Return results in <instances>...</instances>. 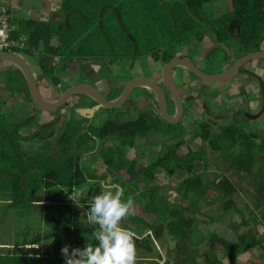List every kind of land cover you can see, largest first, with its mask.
Here are the masks:
<instances>
[{
	"label": "trees",
	"instance_id": "obj_1",
	"mask_svg": "<svg viewBox=\"0 0 264 264\" xmlns=\"http://www.w3.org/2000/svg\"><path fill=\"white\" fill-rule=\"evenodd\" d=\"M215 1L61 0L59 11L63 18L57 27L48 22L21 21L17 24L19 34L27 39L26 49L20 54L34 58L41 74L51 77L56 85L58 80L53 76L52 67L55 56L59 57L58 73L64 71L73 59L99 62L106 66L146 56L154 61L168 62L185 46L193 48L189 47L188 52H195L206 31L212 32L214 42L226 48L216 49L223 53V57H218L219 62L228 61L229 52L239 58L255 50L254 45L260 43L264 32V0H229L231 9L228 13L212 21L201 19L204 6ZM231 20L238 25L233 31L227 26ZM231 33L235 35L233 41L229 40ZM52 39L58 43L55 48L50 47ZM150 42L153 43L150 49L142 48ZM156 42L160 45L157 46ZM208 57L210 59L213 55ZM6 74L13 83L12 89H16L12 97L24 93L27 101L31 102L20 72L11 65ZM34 118L32 114L23 121L10 124L9 117L0 116V191L7 193L8 198L3 211H25V220L37 217L39 222H43L44 231L34 232L29 226L24 228L20 234L22 238L13 241L5 253L0 252V264H65L61 254L65 245L71 246L70 251L84 249L88 243L98 246L92 235L98 225L88 223V205L101 192L100 182L112 176L113 184H117L120 172L129 176L123 191L124 200L131 196L134 204L142 205L143 212L154 219L150 224L132 214L121 223V227L134 234L135 264H159L162 259L159 249L165 233L171 236L174 246L166 251L167 259L163 264H201L199 259L203 264H220L213 250L208 249L201 254L197 251L205 241L197 228V216L203 215L201 206L214 203H220L221 213L215 218L209 216V222H222L229 212L241 214L233 200L236 187L223 172L253 174L256 153H264L263 138L246 134L235 124L221 126L214 133L211 125L198 123L189 139L200 140L201 147L197 151L200 158L193 155L178 157L177 150L189 140V133L180 123L168 124L153 113L140 114L135 120L120 123L106 120L93 134L100 141L112 139L116 143L113 150L101 152L105 173L95 177L89 168H83L78 163L79 154L87 149L81 147L85 136L73 120H63L60 131L49 143V130L55 123L52 119L36 122ZM154 132L162 134L164 142L173 145L154 161L139 166L136 159L127 157V150L130 145L134 147L137 140L143 141ZM25 142L37 145L32 155L22 149L21 144ZM208 152L222 159L227 167L223 171L214 161L215 170L221 173L215 174L206 184L203 172L209 170ZM199 161L203 163L201 173L195 168V163ZM164 170L177 177L176 188L183 191L187 199L185 204L170 205L161 194L164 188L154 181L157 174ZM139 174L149 182L142 188L138 187ZM90 182L85 197L80 200L81 207L71 205L69 199H63L60 194L61 189L72 190ZM202 186L215 193L211 201H207V192L199 195ZM191 194L193 198H189ZM260 194L264 196V190H260ZM250 218H253L251 222L256 228L238 235L233 243H224L226 250L236 247L264 254V237L257 229L264 223V210L260 218L254 214ZM242 224L247 223L243 220ZM133 225L144 226L146 230L134 231ZM27 235L29 238L24 237ZM211 241L213 238L210 237L207 242ZM184 249L194 250V257L188 258ZM170 254L171 258L175 256L174 261L169 258Z\"/></svg>",
	"mask_w": 264,
	"mask_h": 264
},
{
	"label": "rangeland",
	"instance_id": "obj_2",
	"mask_svg": "<svg viewBox=\"0 0 264 264\" xmlns=\"http://www.w3.org/2000/svg\"><path fill=\"white\" fill-rule=\"evenodd\" d=\"M231 9L230 2L229 0H217L213 3L206 4L204 6V13L202 17H200L203 20H213L216 19L226 13H228ZM11 18L14 20V15L11 13ZM202 20V21H203ZM264 36V32H263ZM212 43V37L206 36L202 43H199L197 45V48L195 52L196 59H198L200 62V58L202 57L203 53L206 52V50L210 47ZM153 43H147L142 47L143 49H150ZM195 44V43H193ZM156 45H160L159 42H156ZM190 47V46H189ZM187 46V48L189 49ZM193 49L192 47H190ZM186 49V47H185ZM185 51V50H184ZM184 51H182V54H184ZM217 53V57L215 60L218 62V57L220 58L223 54L219 51H215ZM23 59L28 63L29 67L34 71L37 72L36 70V63L34 58H29L24 55H22ZM228 58V57H227ZM141 60L137 61L136 59L135 63H132L130 66L128 60H123L119 63H115L112 66H108V69H102L98 74L94 76L93 69H90V71H87L88 75L86 76L87 78L82 77L83 72L82 69L79 72V77H82L83 81H87L89 84L95 86L96 88H99L104 92V94L107 95V98L110 100H113L118 93V87L123 86L124 82H127L129 79H131L133 76H147V75H153L155 70L159 68V64L152 66L151 64V59L149 56L146 57H141ZM213 60V59H212ZM135 61V60H134ZM130 62H132L130 60ZM230 63V62H229ZM13 66V65H12ZM11 67L10 63L0 60V116L5 115L9 117L11 123H17L19 121L25 120L28 116L34 114L36 117V122H44L49 119H52V121L55 123V126L53 129L49 130L50 132V137L47 138L48 142L51 143L54 135L60 131V127L62 126V121L65 119L70 118L72 120V117L70 116V113L73 111H76L77 114L75 115V121L78 124V127L80 128H85V124L88 123V119L84 116V113L81 112L82 110L80 109H87L89 106V102L92 101L89 97L84 96L82 94L75 95L71 102H67L65 106H63L60 109V118L56 120V113H43L40 110L34 109L32 105L26 106L24 103L23 97L21 96L22 93H19L18 96L15 98L12 97V93L16 92V89H12V84L10 83L9 76L6 74L7 69ZM245 68H254L255 71L261 75L264 76V61H253L249 64L245 65ZM215 71L218 73L220 72L219 67L214 68ZM179 71L182 72L181 68H174V72L178 73ZM5 73V74H4ZM191 80H194L196 82H199L194 79V77H190ZM182 83H184L186 86L190 87L189 80L185 74H183L181 78ZM99 82V83H97ZM194 83V82H193ZM231 86V85H229ZM209 93L213 92L211 88H221L220 85L218 86H206ZM185 89V88H183ZM210 89V90H209ZM188 90H192L194 93L196 91V88H188ZM223 90L221 89L220 92L222 93L223 96ZM65 91V90H64ZM184 91V90H183ZM240 91V90H239ZM215 92V91H214ZM217 92V91H216ZM215 92V95L211 96V99H206V103L208 104V107H214V104L218 100V94ZM219 93V96L220 94ZM140 92L139 89H136V91L131 95L130 99L131 100L134 96L136 100L142 101V97L139 96ZM244 93L242 92V94ZM225 97V96H223ZM79 98V101L77 103L76 99ZM227 98V97H226ZM51 99V97H49ZM115 99V98H114ZM148 99L152 104H138L134 106V108H131L132 111L131 113L127 114L128 117H124L123 113L121 112L122 110H130V107L128 103H126V106H123L120 110L112 111V110H105L99 113L97 118L94 120V122L91 124L92 127L87 130L89 131V135L95 139H91L87 137L88 135H83L84 137V142L81 147H84L87 149L86 152H83L79 154L78 156V163L83 167L89 168L95 177H99L105 173V167L102 162V158L100 156L101 152L107 149H114L115 146V141L112 139H105L103 141L98 140L97 137L94 136L93 132H96L97 130L104 121L106 120H111L115 123H120L122 121H127L128 119L133 120L137 118L139 113H143L146 111V109H149L153 112H155V106L153 104L152 96L148 95ZM197 100L193 103L192 109H195L193 114L194 115H188L183 119L181 122V125L187 130L189 133L187 136V139H189L192 135V133L195 130L196 122L199 120H204V118L197 116L196 117V110L199 109V106L202 104V100H204V97H197ZM243 99V98H242ZM216 100V101H215ZM73 101V102H72ZM139 101V102H140ZM73 103V104H72ZM85 107V108H84ZM227 108V107H226ZM78 109V110H77ZM134 109V110H133ZM214 111L216 110L215 107L213 108ZM191 112V111H190ZM72 113V114H73ZM73 114V115H74ZM192 114V113H191ZM193 117H196V119L193 121ZM264 115L260 117V122H250L247 125H245L244 129L247 133H254L256 128L260 129V132L262 135L258 136L260 139H264ZM28 131V130H27ZM87 132V131H86ZM213 132L217 133L218 132V127L213 128ZM259 133H255L256 135H259ZM46 137V136H44ZM165 137L158 133L154 132L150 136H148L146 139L143 141L137 140L135 143V146H131L127 150V157L129 159H136L137 164L143 165L147 161H154L156 157L159 154L164 153L167 149H169L173 144L171 142H164ZM82 142V141H81ZM80 142V144H81ZM257 142H259V139L257 138ZM35 142H25L22 143V149L26 151L27 154L32 155L35 149H37V145H33ZM201 147V142L199 139H189L187 141V144L185 146H182L177 150V156L178 157H196L200 158V155L197 153V151ZM52 150V149H51ZM50 150V151H51ZM54 151L52 152V154ZM193 153V154H191ZM51 154V152H50ZM190 154V155H189ZM256 158L257 161L255 162V167L253 169V174L247 175L245 173H242L240 175L236 174L234 171H229V172H223L225 176H227L230 180V182L236 187L237 193L234 197L235 201V206L241 211L240 213H235V212H229L226 214V216L223 218L222 222H209V216L213 215V217L219 216L221 213V206L220 203H214L211 206H201V212L203 215H198L197 216V228L198 231L201 233L202 237L205 238V241L200 245V247L197 249L198 253H204L206 250L210 249L211 251L213 250L219 261L220 264H264V255L260 257V252H253V253H244V250L241 248H235L226 250L224 247V243L226 245V242L233 243L237 240V236L241 234H246L248 229H255L256 227L254 224L251 222L253 221V218L251 217V214L256 215L257 217L260 218L262 211L264 210V196L260 194V190H264V153L260 154V152L256 153ZM216 159V160H215ZM206 160H207V166L208 169L204 173V181L205 183H209L215 174H220L221 172L215 170V163L216 161L217 164L220 165L221 170L224 171V169L227 167V163H225L222 159L216 157L214 154L207 153L206 155ZM195 168L197 172H202L203 169V163L201 161L195 163ZM120 180L118 181L117 184H113L112 181V176H108L107 179L103 182H100L101 185H119L123 191L125 190L127 181L129 180V176L125 172H120L118 174ZM137 180L139 182L138 187L142 188L143 186L149 184L148 181L143 179L141 174L137 177ZM157 185L163 187L164 189L162 190V195L164 196L165 200L170 204V205H183L187 202V199L185 198L183 191L182 190H177L176 186L178 185V180L177 177H175L173 174H171L168 170L160 171L154 181ZM91 183H87L85 185H82L79 188L75 189H82L84 190L83 192V197H85V194L89 187L91 186ZM73 190V189H72ZM72 190H66V189H61L60 194L62 195L63 199H69V197L72 195ZM207 188L205 186H202L201 189L199 190V195H204L205 192H207V201H211L215 195V193L210 190L206 191ZM133 193V191H132ZM205 194V195H206ZM136 196V194H134ZM194 195H190L189 198H193ZM7 198V193L5 194L4 191H0V252L5 253L8 249L11 248V244L13 241L16 239L22 238V235H20L23 231L24 228L31 227L32 230L35 232L42 233L44 231V224L43 222H39L38 218L35 217L31 220H25V211H18L16 209L12 210H6L3 211V206H5V203ZM3 200V201H2ZM71 205H76L71 199H69ZM134 212L133 214L136 216L141 217L144 219L147 223H152L153 218L143 212V207L142 205L139 204H134ZM18 211V212H17ZM38 216V215H37ZM246 221L247 226L242 224V221ZM134 231H145L146 228L141 225H133ZM258 231L261 233H264V230L261 229V227L257 228ZM25 238H29L28 235L24 236ZM213 238V241L210 243L207 242L209 238ZM163 239V244L162 247L159 249V252L162 255V259L158 261L159 264H163L164 260L167 259V253L166 251H170L171 248H173L174 243L171 239V236L167 233L164 234ZM184 252L188 256V258H193L194 257V250L192 249H184ZM190 252V253H187ZM171 255L169 258L174 261L175 256L171 258ZM137 260V259H136ZM200 261L201 264H203L202 260Z\"/></svg>",
	"mask_w": 264,
	"mask_h": 264
},
{
	"label": "flooded vegetation",
	"instance_id": "obj_3",
	"mask_svg": "<svg viewBox=\"0 0 264 264\" xmlns=\"http://www.w3.org/2000/svg\"><path fill=\"white\" fill-rule=\"evenodd\" d=\"M209 21H212V19L211 20L209 19ZM227 26H228V29H231V31H233L234 29L237 28L238 25H237L235 20H231V21L228 22ZM211 34H212V32L210 33V31H206L205 38H206V36L213 37ZM229 40L230 41L235 40V35L233 33H231L229 35ZM185 47H186V49H185ZM185 47L179 53H177L174 57H179V58H183V59H186V60L190 61L192 64L195 65L196 68H198L200 71H202L204 73H207V74H216L217 72L214 69L216 67H219V70L222 68L220 70V72H222V71L228 69L237 59L240 58V57L239 58L234 57L232 55V53L230 55V52H229V55H228V59L229 60L228 61H226L224 63L219 62V61L217 62L215 60V58L217 57L216 56L217 54L213 53V52H215L218 47H221V45H220L219 42L218 43L214 42L213 38H212V43H211L210 47L206 50L205 53H203L202 57L200 58L201 62L198 59H196L195 53L188 52L187 46H185ZM254 47L256 49L251 51V52L264 50V36H263V34H262V39H261L260 43L258 45L255 44ZM182 51H184V54H182ZM221 54H223V53H221ZM245 54H248V53H245ZM210 55H213V57L208 59L209 58L208 56H210ZM221 57H223V55ZM140 58H137L138 59L137 61L141 60ZM150 59H151L152 66L159 64V68L155 70L154 74L153 75L149 74L147 76H144V75L143 76L137 75L135 77L133 76L127 82H129V81H131V80H133L135 78L142 77V78L149 79V80L153 81L154 83H156L158 85V87L162 90L163 94H164V97H165V100H166V103H167V113L169 115L175 116L176 115V106H175L174 100H173V98H172L167 86L165 85V83L163 81V78H162V67H163L164 63H166V62H163L162 60L154 61L151 57H150ZM253 61L256 62V61H259V60H252V61H249V62L245 63L244 65H242L240 67V69H239L238 75L233 80L229 81V82L238 81V78L243 76L244 78H247V79H249V81L252 82L251 84L253 85L254 88L253 89L251 88L249 91H246L244 95H240L243 92V90H241V89H240V91L238 90L237 92H235V94L237 95L238 99L241 100L239 103H233V101L230 100L227 97L229 95H227L225 93H223V96H225V97H223L222 93L220 92L221 89L223 90V87H221V88H216V87L211 88L213 90V92H211V93H209V91H208V89L206 87V86H212V85L213 86H218V85L222 86V85H224L226 83H229V82L220 83V84L206 83V82H203V81L195 78L192 74H190L188 71H186L183 68H181L182 72L179 71L178 73H175L174 72V68H173L171 70V76H172V79H173L174 84L176 86V90L178 92V97H179L180 103L182 105V116H181V119L179 120L178 123L181 124V122L183 121V119H185L186 116L194 115L193 112H194L195 109H192L193 103L197 100L196 99L197 97H204V100H202V104L199 106V109L196 110V117L200 116V117L204 118V120H199V121L196 122V124L205 122V123L211 125L212 128L218 127V131H219L221 126H224V125H227V124L228 125L235 124L236 126H239L240 129L243 130L246 133V131L244 129L245 125H247L251 121H257L264 114V93H262L261 86L259 85L258 81L255 79V77H253V74L258 76V77H260V79L262 80L263 87H264V78H263L262 75H258L254 68H248V69L245 68L246 64H249V63H251ZM261 61H264V60H261ZM128 62L130 64V66H131L132 63L136 62V59H135V61H132V62H130V60H128ZM109 67L105 65V69H108ZM176 68H178V67H176ZM220 72H218V73H220ZM183 74H185L187 76V78L189 80V83H190V87H188L184 83H182L181 78H182ZM191 76L194 77V79L199 81V82L191 80L190 79ZM127 82H124L123 86L118 87V90L119 89L120 90L118 91V93L116 94V96L114 98H117L120 95V93L122 92L123 87L125 86V84ZM235 85H237V84H235ZM240 85L243 88L245 86L243 84H240ZM191 87L196 88V91L194 93L192 92V90H188V88H191ZM183 88H185V89H183ZM136 89H139V92H140L139 96L142 97L141 98V99H143L142 101H140L139 98H138V100H136V98H134V96H133V98L131 100H129L131 95L136 91ZM99 91L101 92V94L107 100L111 99V98L108 99L107 95L104 94V92H102V90L99 89ZM214 91L215 92L217 91L216 93L218 94V100L217 101L215 100L216 103L214 104V107L216 109L215 111L213 109L214 107H211V108L208 107V104L206 103V100H205V98L206 99H211V96L215 95ZM263 91H264V89H263ZM219 93H221L220 96H219ZM252 93H254L255 95H253L251 97ZM148 95L152 96L153 104L155 106V110H154L155 112H153L152 109L151 110L146 109V111H144L143 113H139L138 116L140 114L153 113L155 116L160 118L159 107H158L155 95L151 91H149L147 89H144V88H135L131 92L129 97L126 99V101L123 103V105L120 108L112 109V110L115 111V112H117L116 110H118L120 112L121 108L123 106H126V103H128V105L130 107V110L126 109V110H122L121 112L123 113L124 117L126 116V117L129 118L130 115L127 116V114L131 113V111H132L131 108H134V106H136L138 104H143L144 105L145 103H146L145 105H147L149 103L152 104L149 101V99H148ZM114 98H112V99H114ZM254 98H257V100H256L257 106L253 110H251L249 105L252 102H254ZM76 101L78 103L79 98H77ZM88 106H89L88 109H93L95 107L94 101H90ZM71 111L72 112L70 114H72L73 112L77 113L76 111H73V110H71ZM102 111H105V110H98V111L94 112L93 114H91L89 112L84 114V116L88 119V121H87L88 123L85 124V128H81V130H80V132L83 135L86 134V135H88L87 137H89L91 139H95V138L91 137L88 134L89 131L87 130V128L89 129L90 127H92L91 124L94 122V120L97 118L99 113L102 112ZM258 114H259V116L256 119H251L250 118V117L256 116ZM75 115H77V114H74L73 116H71L72 120L75 119V117H76ZM196 117H193V121L196 119ZM76 119H78V118H76ZM135 119H137V118H135ZM68 120H70V118H68ZM130 120H133V118L132 119H128L127 121H130ZM73 123L76 126H78V124L75 121H73ZM256 132L259 133L260 129L256 128L254 133H252V134H255ZM260 135H262V134L259 133L258 136H260Z\"/></svg>",
	"mask_w": 264,
	"mask_h": 264
},
{
	"label": "water",
	"instance_id": "obj_4",
	"mask_svg": "<svg viewBox=\"0 0 264 264\" xmlns=\"http://www.w3.org/2000/svg\"><path fill=\"white\" fill-rule=\"evenodd\" d=\"M222 47L226 49L224 46ZM0 60L10 63L20 72L26 84L32 105L43 113H56V120L60 118V109L65 106V104H67V102L75 95L82 94L94 101L95 107L93 109H87L89 113L93 114L98 110H112L120 108L135 88H144L151 91L155 95L159 107L160 118L168 124L175 125L181 119L182 105L180 103L178 92L171 76V70L173 68H183L195 78L203 82L220 84L233 80L238 75L240 67L245 63L252 60H264V50L245 54L244 56L237 59L228 69L216 74L204 73L196 68L195 65L190 61L179 57H173L168 62L164 63L162 67V78L174 100L176 106L175 116L169 115L167 113V103L162 90L156 83L146 78L138 77L127 82L120 95L113 100H107L95 86L87 83H81L66 89L56 100L48 102L42 98L36 85L35 75L28 63L23 58L16 55L0 53ZM253 77H255V79L258 81L259 85L261 86L262 93H264L262 80L254 74ZM258 116L259 114L250 118L256 119ZM57 144L58 143H56L53 151L56 150Z\"/></svg>",
	"mask_w": 264,
	"mask_h": 264
},
{
	"label": "clouds",
	"instance_id": "obj_5",
	"mask_svg": "<svg viewBox=\"0 0 264 264\" xmlns=\"http://www.w3.org/2000/svg\"><path fill=\"white\" fill-rule=\"evenodd\" d=\"M69 197L78 207L84 190L73 189ZM134 199L124 200L123 189L119 185H102L101 192L88 205L87 221L98 225L93 236L98 246L87 244L84 249H71L65 245L61 254L65 264H135L136 247L134 234L121 227L124 219L134 212Z\"/></svg>",
	"mask_w": 264,
	"mask_h": 264
},
{
	"label": "crops",
	"instance_id": "obj_6",
	"mask_svg": "<svg viewBox=\"0 0 264 264\" xmlns=\"http://www.w3.org/2000/svg\"><path fill=\"white\" fill-rule=\"evenodd\" d=\"M1 1L3 4H5L9 8L10 14L13 13L14 20H15L16 24H18L21 21H34V22H44V23L48 22L49 24H51L52 27L55 28L59 25V23L62 21V18H63V15L59 11V6L61 3V0H1ZM57 46H58V43H57L56 39H52L50 42V47L55 48ZM58 64H59V57L55 56L53 59L52 67L54 69L53 76H54V78H56L58 80V83L56 85L52 82L51 77H47V76L41 74V72L37 68V66H36L37 72H34L31 69L35 75L36 85L39 89V92H40L42 98L48 102H52V101L56 100L62 94V92L64 90H66L72 86H75V85L81 84V83L89 84L87 81H83L82 77L87 78L86 77L88 75L87 71H90V69H93V72H95V73H93L94 76L96 75V73L98 74L102 69H105V65L102 63H99V62H91V61L83 62V61H79L77 59H73V60H70L69 64L67 65V67L65 68L64 71L58 73L57 72ZM81 69H82L83 75H82V77H79V72L81 71ZM257 74L261 75L259 73H257ZM263 78H264V76H263ZM97 83H99V82H97ZM251 83L252 82L249 81V79L241 76L238 78V81L226 83V84L222 85L221 87L225 88V90L223 92L225 94L229 95L227 97L230 100H232L233 103H239L241 100L238 99L235 92H237L238 90L241 89V90H243V92L245 94L246 91H249L251 88L252 89L254 88ZM235 84H237V85H235ZM240 84L245 85L244 88ZM229 85H231V86H229ZM253 95H255V94L252 93L251 97ZM21 96L23 97V100H24V103L26 104V106L32 105V102L27 101V97L25 96L24 93H22ZM49 97H51V99H49ZM72 98L70 99L69 102H71ZM256 100H257V98H254V102H252L249 105L251 110H253L257 106ZM87 109H80V110H82L81 112L86 114V113H88ZM251 122L252 123L253 122H260V119H258L257 121H251ZM234 197H233V200L235 201ZM245 226H247V224ZM260 227L262 230H264V223L262 224V226L260 225ZM259 233L264 237V233H261L260 231H259ZM254 251L258 252L256 250H249V251L244 250V253L247 252V253L251 254ZM259 255H260V257H262L264 254L260 253Z\"/></svg>",
	"mask_w": 264,
	"mask_h": 264
},
{
	"label": "built area",
	"instance_id": "obj_7",
	"mask_svg": "<svg viewBox=\"0 0 264 264\" xmlns=\"http://www.w3.org/2000/svg\"><path fill=\"white\" fill-rule=\"evenodd\" d=\"M18 25L13 22L9 8L0 0V53L22 57L27 39L19 34Z\"/></svg>",
	"mask_w": 264,
	"mask_h": 264
}]
</instances>
